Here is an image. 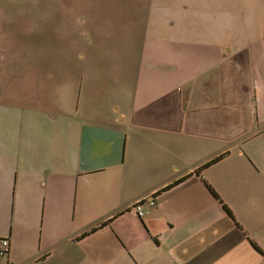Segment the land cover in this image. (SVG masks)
<instances>
[{
	"label": "crops",
	"instance_id": "obj_1",
	"mask_svg": "<svg viewBox=\"0 0 264 264\" xmlns=\"http://www.w3.org/2000/svg\"><path fill=\"white\" fill-rule=\"evenodd\" d=\"M186 1L165 0L159 20L174 28ZM130 16L118 68L84 84L67 63L75 112L20 105L48 68L33 67L32 30L0 31V264H264V30L244 45L152 37ZM109 23L95 41L114 38Z\"/></svg>",
	"mask_w": 264,
	"mask_h": 264
},
{
	"label": "rangeland",
	"instance_id": "obj_2",
	"mask_svg": "<svg viewBox=\"0 0 264 264\" xmlns=\"http://www.w3.org/2000/svg\"><path fill=\"white\" fill-rule=\"evenodd\" d=\"M164 2L165 0H0V31L32 30L33 36L29 41L35 53L32 57L33 67L42 66V70L48 68L44 72H32V88L38 90L39 97L31 95L28 102L22 100L20 105L55 110V113L68 109L75 112L78 79L73 77V67L69 68L67 63L70 65L73 61L78 66L76 71L84 84H87L90 74L104 76L105 65L111 70L118 68L121 53L126 55L134 50V46L127 47L126 40H122L121 35L117 34L121 31L123 21L131 22L130 15L138 14L139 19L142 15L141 21L145 22L147 34L152 37L169 31L176 34L187 32L185 38L197 40L201 33L214 37L224 33L233 35L236 43L244 45L264 30V0H187L188 12L178 18L174 16L177 21L172 29L168 26V20H159V17H168L160 7ZM133 6L142 7V10L139 9V13L132 12ZM221 16L229 18V21L218 24L216 18ZM92 17L97 22L96 30L92 29L89 21ZM201 19L208 24L202 23ZM108 22L107 31H112L114 38L108 40L109 44L106 39L95 41L92 38L94 34L99 36L104 33L102 25ZM141 25L145 27L144 24ZM131 27H123L124 32L121 34L127 38L132 36ZM42 52H47L48 55L41 54ZM42 59L46 60L45 65L41 64ZM60 68H65V73L59 72ZM112 73L115 74L112 78L120 79L118 70ZM107 100L119 101V95L114 92L111 97L109 94ZM1 110L4 111L5 108ZM18 111L21 114L22 111ZM2 227L0 224V234L4 235Z\"/></svg>",
	"mask_w": 264,
	"mask_h": 264
},
{
	"label": "built area",
	"instance_id": "obj_3",
	"mask_svg": "<svg viewBox=\"0 0 264 264\" xmlns=\"http://www.w3.org/2000/svg\"><path fill=\"white\" fill-rule=\"evenodd\" d=\"M157 205L156 198H148L146 200H141L135 203L133 209L135 213L140 217L143 218L150 208H153ZM10 242L7 238L1 240V249H0V257L3 258L9 252Z\"/></svg>",
	"mask_w": 264,
	"mask_h": 264
},
{
	"label": "trees",
	"instance_id": "obj_4",
	"mask_svg": "<svg viewBox=\"0 0 264 264\" xmlns=\"http://www.w3.org/2000/svg\"><path fill=\"white\" fill-rule=\"evenodd\" d=\"M221 159V157L220 158H217V159H215V160H213L212 162H210L206 167H208V166H210V165H212L213 163H215V162H217V161H219ZM179 184V183H178ZM175 185H177V183L175 184ZM175 185H172V186H170L169 188H167L166 190H164V191H167V190H169V189H171V188H173ZM150 198H156V196H152V197H150Z\"/></svg>",
	"mask_w": 264,
	"mask_h": 264
}]
</instances>
